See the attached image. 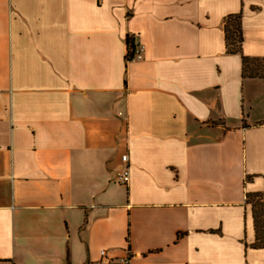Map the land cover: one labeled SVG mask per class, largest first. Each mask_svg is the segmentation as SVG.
<instances>
[{
    "label": "crops",
    "instance_id": "0c3cea01",
    "mask_svg": "<svg viewBox=\"0 0 264 264\" xmlns=\"http://www.w3.org/2000/svg\"><path fill=\"white\" fill-rule=\"evenodd\" d=\"M236 13L263 58L264 0H0V264H264Z\"/></svg>",
    "mask_w": 264,
    "mask_h": 264
},
{
    "label": "trees",
    "instance_id": "16d2710c",
    "mask_svg": "<svg viewBox=\"0 0 264 264\" xmlns=\"http://www.w3.org/2000/svg\"><path fill=\"white\" fill-rule=\"evenodd\" d=\"M225 34L227 51L241 54L243 76L264 78V57H250L242 53L243 35L240 13L229 14L226 17ZM245 202L251 205L254 220L256 239L253 247L264 248V190L247 192Z\"/></svg>",
    "mask_w": 264,
    "mask_h": 264
},
{
    "label": "built area",
    "instance_id": "2783aa9c",
    "mask_svg": "<svg viewBox=\"0 0 264 264\" xmlns=\"http://www.w3.org/2000/svg\"><path fill=\"white\" fill-rule=\"evenodd\" d=\"M131 52L132 56L129 57V59H141L143 58V51L145 49L144 44H139L132 46ZM121 159L123 161V164L120 166L119 170L116 173L115 179L117 182L121 184H128L130 180V171H129V155L127 153H124L121 155ZM102 256L104 257L105 261H108V258L105 257V251L103 250L101 252ZM125 262H127L125 260Z\"/></svg>",
    "mask_w": 264,
    "mask_h": 264
}]
</instances>
